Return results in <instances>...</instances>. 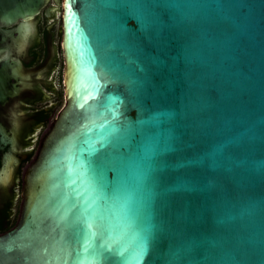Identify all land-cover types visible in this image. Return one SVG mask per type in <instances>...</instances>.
I'll return each mask as SVG.
<instances>
[{
    "label": "water",
    "instance_id": "water-1",
    "mask_svg": "<svg viewBox=\"0 0 264 264\" xmlns=\"http://www.w3.org/2000/svg\"><path fill=\"white\" fill-rule=\"evenodd\" d=\"M56 1L64 99L0 264H264V0ZM45 2L0 0L2 42Z\"/></svg>",
    "mask_w": 264,
    "mask_h": 264
},
{
    "label": "flooded vegetation",
    "instance_id": "flooded-vegetation-1",
    "mask_svg": "<svg viewBox=\"0 0 264 264\" xmlns=\"http://www.w3.org/2000/svg\"><path fill=\"white\" fill-rule=\"evenodd\" d=\"M58 12V2L46 0L29 20L31 24L27 21L24 28H18V23L6 27L18 28L13 31L17 42L10 38L2 42L0 34V60L10 52L11 57L19 59L23 67V75L13 80L22 90L5 103H0V124L7 137L13 140L0 149V176L4 173L1 168L5 157L13 159L12 171L4 177L6 179L0 177V217L3 220L11 219L12 206L18 194L16 189L20 188L21 197L25 171L59 110L56 108L59 91L53 75L57 66L54 38L59 30L56 26Z\"/></svg>",
    "mask_w": 264,
    "mask_h": 264
},
{
    "label": "rangeland",
    "instance_id": "rangeland-1",
    "mask_svg": "<svg viewBox=\"0 0 264 264\" xmlns=\"http://www.w3.org/2000/svg\"><path fill=\"white\" fill-rule=\"evenodd\" d=\"M56 26H60V11L57 14V19H56ZM60 31L58 30L57 33L55 34L54 38V46H55V54H56V60H57V66L55 68V71L53 73L54 75V82H55V87L59 91V99L58 103L56 104V108H60L62 103H63V85H62V80H61V72H62V66H63V61H62V56H61V50H60ZM16 192L18 193L17 196L14 199V205L12 206V214H11V221H14V224L16 223L18 216H19V211H20V205H21V197L19 196L20 193V188L18 187L16 189Z\"/></svg>",
    "mask_w": 264,
    "mask_h": 264
},
{
    "label": "trees",
    "instance_id": "trees-1",
    "mask_svg": "<svg viewBox=\"0 0 264 264\" xmlns=\"http://www.w3.org/2000/svg\"><path fill=\"white\" fill-rule=\"evenodd\" d=\"M14 225V221L11 220H3L0 217V233L6 231Z\"/></svg>",
    "mask_w": 264,
    "mask_h": 264
},
{
    "label": "bare ground",
    "instance_id": "bare-ground-1",
    "mask_svg": "<svg viewBox=\"0 0 264 264\" xmlns=\"http://www.w3.org/2000/svg\"><path fill=\"white\" fill-rule=\"evenodd\" d=\"M29 23H30V21H29ZM31 24V23H30ZM26 30H27V28H26ZM24 32V31H23ZM24 40V39H23ZM8 167H9V164H6V166H5V169L3 170V174H2V176H0V177H3V179H6V178H4V177H7L8 175L7 174H9L7 171H8ZM5 181V180H4Z\"/></svg>",
    "mask_w": 264,
    "mask_h": 264
}]
</instances>
